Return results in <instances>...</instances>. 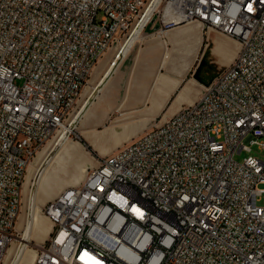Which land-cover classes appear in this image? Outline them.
Instances as JSON below:
<instances>
[{"label":"built area","instance_id":"built-area-1","mask_svg":"<svg viewBox=\"0 0 264 264\" xmlns=\"http://www.w3.org/2000/svg\"><path fill=\"white\" fill-rule=\"evenodd\" d=\"M153 18L198 23L237 51L194 100L42 205L50 229L27 242L31 264H264V160L233 158L264 149V0H0V264L25 242L29 163L99 59L118 64Z\"/></svg>","mask_w":264,"mask_h":264},{"label":"crops","instance_id":"crops-1","mask_svg":"<svg viewBox=\"0 0 264 264\" xmlns=\"http://www.w3.org/2000/svg\"><path fill=\"white\" fill-rule=\"evenodd\" d=\"M157 21L155 19L145 27L142 37L134 41L119 60L90 103L82 125H79L101 137H112L107 145L113 146L120 141L119 145L142 134L161 114L162 117L171 115L178 107L195 99L192 82L183 81L196 55L201 49V55L207 51L211 55L218 54L220 58V53L226 50L220 44H230L212 31L205 32L207 42L204 44V38L194 24L164 26L158 21L160 28L151 31ZM233 44L229 46V53ZM105 55L102 56L106 59L103 62L107 64L109 56ZM208 79H203L202 84ZM88 137L90 142L97 143Z\"/></svg>","mask_w":264,"mask_h":264},{"label":"rangeland","instance_id":"rangeland-1","mask_svg":"<svg viewBox=\"0 0 264 264\" xmlns=\"http://www.w3.org/2000/svg\"><path fill=\"white\" fill-rule=\"evenodd\" d=\"M182 23H184V22H182ZM200 31H201L202 37L204 38L203 43L205 44L207 42L205 40L207 34L202 29H200ZM209 31L216 33L218 36H220L219 38L227 39V41L230 42V44H228L226 42H224V44H220L221 46L226 48L225 52L220 53V58H219L218 54L217 55H211L207 51H205V53L201 55V52H202L201 49H200L198 55H196V57L193 61V65L190 67V69L187 70L186 77L183 81V83L192 82V87H193L192 90L194 92L193 95H195V97H197V95L200 93V91L202 89L203 84L201 81L203 79H208L209 77H211L212 74L215 75L217 71L221 70L225 66V64L227 63L226 57L229 53V46H231V44L235 43V41L233 39H231L230 37H228L226 35H223L219 32L214 31V30H209ZM209 31H207V32H209ZM203 47H204V45H203ZM107 54H108L109 59H110L111 53L106 52V55ZM103 60H106V59H103V57H101L99 59V61L96 63L93 70L91 71V74L88 76L87 83L85 84V86L82 90V93L78 99V105H77L75 111H77L79 109L81 103L83 102V100L88 95V92H89L91 86L97 82L99 77L105 71V69L108 65V61H107V64H105V62H103ZM198 66H199V69H198ZM195 69H198L196 72L197 74L196 73L194 74ZM195 76H197V79H194ZM209 79H208V81H209ZM98 92L99 91H97L96 94L90 99L89 103H91L94 100V98L96 97ZM75 111L73 112V115H74ZM161 115L156 120L153 121V124L159 123V121L162 118ZM167 115L168 114H166V116ZM81 119H82L81 121L76 120L73 123L71 131L68 133V139L65 142V144L70 143L72 145V149H73L72 151L75 154L74 155L75 158H74V156H71V157L68 155L64 156V154H62L61 148H59L56 151V154L61 153L62 161L56 167V169L51 170L49 173V176L51 178L49 181V182H51L50 186L43 189L42 191H34V197H33L34 200H32V203L38 209L39 213L43 216L42 217L41 215H39L40 218H43L47 223L49 222V220L40 211L42 205L44 203H46L47 201H49L50 199H52L53 197H55L65 187H67L69 185H73V184L77 183L78 181H80L82 179V177L78 181L74 182L75 180H73L72 176L73 175L79 176V174L85 173V170H88V168L95 166L97 164V160H98V157L100 155L109 152L114 146H116V145H118V143H120V141H118V143H115V145H113V146L107 145L108 143L111 142L110 140H112V137H106V136L101 137L98 133L94 132L93 130H90V129H88L86 127H82V126L80 127L79 125H80V123L82 125V121L84 118H81ZM88 136H90L92 139H95L97 141V143L94 144V143L90 142ZM52 143L45 148V152L47 149L50 148ZM247 155H252L256 158L264 160V149L260 148L256 144H252L250 146L249 151L241 150L240 152H236L234 154L233 158L237 161H241L243 159V157H245ZM42 156L43 155H41V156L39 155V156H36L34 158L32 168H34V166H36V165L38 166L40 164V162L42 161V159H41ZM51 162L52 161H49L48 164H46V166H45L46 170H48L50 168V166L52 164ZM79 164L81 166H83V172L82 173H81L80 167H78ZM32 174H33V172L31 169V171L29 173L30 179L32 177ZM28 185L26 184L24 189L22 186V195H21V202H20V208H19V219H18V223H17V226L19 228H21L23 226V222H24L23 216L25 215V213L29 212V209H28L29 199L27 198ZM259 187L264 188V183H261L259 185ZM33 188H34V186H33ZM40 192H42V193H40ZM263 199H264V192L262 193V196L259 199V203L262 202ZM39 213L37 212V214H39ZM35 238L37 239V240H35L33 238L35 241L41 240V239H38V237H35ZM26 244H27V242H26ZM24 252L25 253H24L21 264H30L32 261L33 254H34L33 247L27 246V249ZM9 259H7V262H8L7 264H10Z\"/></svg>","mask_w":264,"mask_h":264},{"label":"bare ground","instance_id":"bare-ground-1","mask_svg":"<svg viewBox=\"0 0 264 264\" xmlns=\"http://www.w3.org/2000/svg\"><path fill=\"white\" fill-rule=\"evenodd\" d=\"M183 24H194L197 26V28L200 31V25L198 23L186 22ZM141 37H142V34L141 35L134 34L130 39H128V41L123 46L122 53L119 54V57L122 58L123 55L126 53V51L132 46L134 41L140 39ZM236 51H237V44L234 43L232 50L229 53V59H228L227 63L233 59ZM116 65H117V61H115L114 65H112V66L110 65V62H109L105 71L103 72V74L99 77L97 82L91 86V88L88 92V95L86 96V98L81 103L79 109L77 111L74 110L75 111L74 115L72 113L73 116L71 115L70 120H69L68 124L65 125V127L63 128L61 135H59L58 138H56V140H54V142L52 143L50 148L46 150V152H45V148H43L42 150H40L37 153L36 156L43 155L41 157L42 161L40 162V164L38 166L36 165V166H34V168H32L34 159L29 163V165L27 167V172L25 175V180L23 182V189L25 188L26 184L27 185L29 184L28 189H27V198L29 199V202H28L29 212L25 213V215L23 216L24 222H23V226L21 227V229H23V231H24L22 238L25 240V242L22 244L21 249L20 250L18 249L16 251V253L14 254V258L12 260L9 259L10 264H21L22 263V259H23L24 253H25L24 251L27 249L26 242H28L29 240H31L33 238L35 240H37L35 237H38V239H41L40 241H42L47 236V233L49 232V229H50V223L49 222L47 223L43 218H40L39 215H41V214L39 213L38 209L32 203V200H34L33 199L34 191H42L43 189L50 186L51 182H49V181L51 178L49 176V173L51 170L56 169V167L62 161L61 153L56 154V151L59 148H61L62 154H64V156L68 155L71 157V156L75 155L74 152L72 151L73 150L72 145L70 143L65 144L66 140L68 139V133L71 131L73 123L76 120L81 121L82 120L81 118H84L85 116H87L88 110H89V105H90V103H89L90 99L104 85L107 76L113 71V69L115 68ZM74 158H75V156H74ZM49 161H52L51 162L52 164H51L50 168L48 170H46L45 166H46V164H48ZM78 167H80L81 173H82L83 172V166H81L79 164ZM31 169H32L33 174H32V177L30 179L29 173H30ZM86 172H87V170H85V173H83L84 175L83 174H79V176L73 175L72 178H73V180H75L74 182L78 181L82 176H83L82 177V179H83L86 175ZM33 186H34V188H33ZM40 193H42V192H40ZM37 212L39 214H37ZM33 252H34V249H33ZM32 259H33V257H32Z\"/></svg>","mask_w":264,"mask_h":264},{"label":"water","instance_id":"water-1","mask_svg":"<svg viewBox=\"0 0 264 264\" xmlns=\"http://www.w3.org/2000/svg\"><path fill=\"white\" fill-rule=\"evenodd\" d=\"M154 18H155V17H154ZM154 18L150 21V23L154 21ZM159 28H160V23L157 21V22H155V24H154V26L152 27L151 31H155V30H157V29H159Z\"/></svg>","mask_w":264,"mask_h":264}]
</instances>
